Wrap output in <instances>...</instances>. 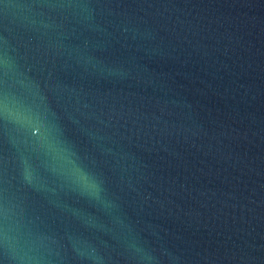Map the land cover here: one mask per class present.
<instances>
[{"label": "water", "instance_id": "obj_1", "mask_svg": "<svg viewBox=\"0 0 264 264\" xmlns=\"http://www.w3.org/2000/svg\"><path fill=\"white\" fill-rule=\"evenodd\" d=\"M0 264H264V0H0Z\"/></svg>", "mask_w": 264, "mask_h": 264}]
</instances>
